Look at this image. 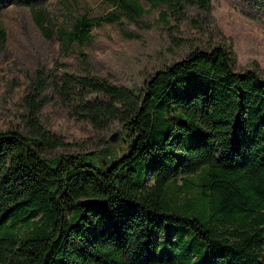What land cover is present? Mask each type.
Returning a JSON list of instances; mask_svg holds the SVG:
<instances>
[{
    "label": "trees",
    "instance_id": "obj_1",
    "mask_svg": "<svg viewBox=\"0 0 264 264\" xmlns=\"http://www.w3.org/2000/svg\"><path fill=\"white\" fill-rule=\"evenodd\" d=\"M111 1L108 14L56 31L44 8L30 10L42 35L70 50L94 27L145 13L139 0ZM145 1L178 17L184 7L210 13V0ZM5 40L0 25V52ZM78 54L86 74L51 85L39 76L25 97V133L0 132V264H264L259 68L236 71L231 49L217 45L131 89L91 76ZM49 88L94 131L121 126L125 144L100 139L94 151L66 152L40 122ZM87 200L100 204L80 205Z\"/></svg>",
    "mask_w": 264,
    "mask_h": 264
},
{
    "label": "rangeland",
    "instance_id": "obj_2",
    "mask_svg": "<svg viewBox=\"0 0 264 264\" xmlns=\"http://www.w3.org/2000/svg\"><path fill=\"white\" fill-rule=\"evenodd\" d=\"M7 0L0 6V25L6 40L0 52V132L25 133V97L38 81L51 85L64 74L84 75L78 51L86 55L87 72L106 79L110 84L142 88L148 79L164 67L184 59L194 50L217 45L230 48L235 70L244 71L256 65L264 77V1L210 0V13L195 7H184L183 16L173 15L165 6L154 9L139 0L145 13L131 23H108L94 27L82 46L65 50L58 39L45 38L35 24L31 6L44 8L51 27L69 28L80 15L102 17L112 11L111 0ZM166 10V11H165ZM167 12L166 22L160 18ZM48 101L40 112V122L59 136L68 153L96 150L100 139H106L122 128L114 123L108 129L94 131L91 125L74 114L75 102L60 100L49 88ZM69 99V98H68ZM104 99L91 94L87 100ZM121 138V139H120ZM117 141V142H118ZM116 143V142H115Z\"/></svg>",
    "mask_w": 264,
    "mask_h": 264
},
{
    "label": "water",
    "instance_id": "obj_3",
    "mask_svg": "<svg viewBox=\"0 0 264 264\" xmlns=\"http://www.w3.org/2000/svg\"><path fill=\"white\" fill-rule=\"evenodd\" d=\"M119 139V132H115L111 137H110V142L115 143L117 142ZM121 139V138H120ZM124 144H125V139L122 137L121 140ZM135 140H133L130 145L128 146V151L131 152L134 147H135ZM100 204V202L98 203L97 201H92V200H87V201H83L80 203L81 206H85V207H89L91 205H98Z\"/></svg>",
    "mask_w": 264,
    "mask_h": 264
}]
</instances>
